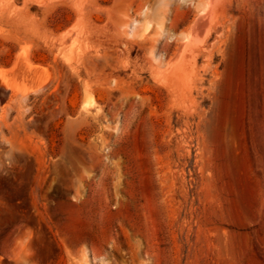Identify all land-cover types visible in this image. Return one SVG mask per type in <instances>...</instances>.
Here are the masks:
<instances>
[{
  "label": "rangeland",
  "instance_id": "rangeland-1",
  "mask_svg": "<svg viewBox=\"0 0 264 264\" xmlns=\"http://www.w3.org/2000/svg\"><path fill=\"white\" fill-rule=\"evenodd\" d=\"M0 264H264V0H0Z\"/></svg>",
  "mask_w": 264,
  "mask_h": 264
}]
</instances>
